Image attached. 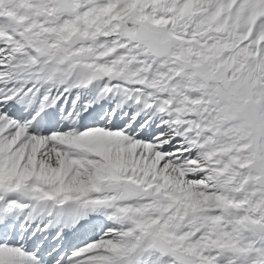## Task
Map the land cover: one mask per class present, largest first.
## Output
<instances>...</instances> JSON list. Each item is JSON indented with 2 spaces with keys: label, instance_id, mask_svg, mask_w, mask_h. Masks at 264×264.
<instances>
[{
  "label": "snow or ice",
  "instance_id": "1",
  "mask_svg": "<svg viewBox=\"0 0 264 264\" xmlns=\"http://www.w3.org/2000/svg\"><path fill=\"white\" fill-rule=\"evenodd\" d=\"M0 264H264V0H0Z\"/></svg>",
  "mask_w": 264,
  "mask_h": 264
}]
</instances>
